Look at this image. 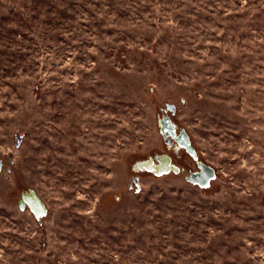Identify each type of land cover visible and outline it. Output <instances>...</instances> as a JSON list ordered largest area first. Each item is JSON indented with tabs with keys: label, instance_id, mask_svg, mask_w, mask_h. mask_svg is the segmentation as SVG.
Here are the masks:
<instances>
[{
	"label": "rangeland",
	"instance_id": "rangeland-1",
	"mask_svg": "<svg viewBox=\"0 0 264 264\" xmlns=\"http://www.w3.org/2000/svg\"><path fill=\"white\" fill-rule=\"evenodd\" d=\"M0 163V264H264V0H0Z\"/></svg>",
	"mask_w": 264,
	"mask_h": 264
},
{
	"label": "water",
	"instance_id": "water-1",
	"mask_svg": "<svg viewBox=\"0 0 264 264\" xmlns=\"http://www.w3.org/2000/svg\"><path fill=\"white\" fill-rule=\"evenodd\" d=\"M172 111H174L173 107H170ZM184 136V135H183ZM184 138H186V136H184ZM188 152L190 154L193 155V150L188 149ZM159 165L160 167L158 169L155 170L154 174L156 175H161L163 173H167L170 170H172L173 172H176V168H172L170 167V165H168V160L164 157L159 159ZM138 169H145V170H151L152 169V165L148 163L145 164H140L137 167ZM0 171H1V163H0ZM187 182L190 183L191 185H198L199 187H206V185H208V183L214 179V170L208 166V165H201L199 166V171L198 172H192L191 174L188 175V177H186Z\"/></svg>",
	"mask_w": 264,
	"mask_h": 264
},
{
	"label": "flooded vegetation",
	"instance_id": "flooded-vegetation-1",
	"mask_svg": "<svg viewBox=\"0 0 264 264\" xmlns=\"http://www.w3.org/2000/svg\"><path fill=\"white\" fill-rule=\"evenodd\" d=\"M165 122V125H166V133L164 134L165 136V144L167 147H169L170 149L173 148V149H181V150H185L188 154H190L188 152V145H187V139L184 138V136L182 135L181 138H176L174 135V131H173V127L170 126V123L167 121V120H164ZM191 155V154H190ZM162 156H165V155H162ZM161 156V157H162ZM199 171V170H198ZM198 171H193V172H198ZM192 173V172H191ZM190 173V174H191Z\"/></svg>",
	"mask_w": 264,
	"mask_h": 264
}]
</instances>
